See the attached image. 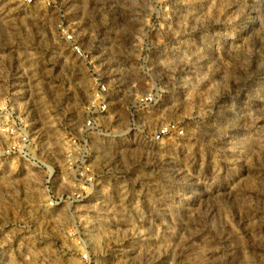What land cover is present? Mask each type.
Returning <instances> with one entry per match:
<instances>
[{"label": "rangeland", "instance_id": "obj_1", "mask_svg": "<svg viewBox=\"0 0 264 264\" xmlns=\"http://www.w3.org/2000/svg\"><path fill=\"white\" fill-rule=\"evenodd\" d=\"M0 264H264V0H0Z\"/></svg>", "mask_w": 264, "mask_h": 264}, {"label": "built area", "instance_id": "obj_2", "mask_svg": "<svg viewBox=\"0 0 264 264\" xmlns=\"http://www.w3.org/2000/svg\"><path fill=\"white\" fill-rule=\"evenodd\" d=\"M18 1H20V2H30L31 0H18Z\"/></svg>", "mask_w": 264, "mask_h": 264}]
</instances>
